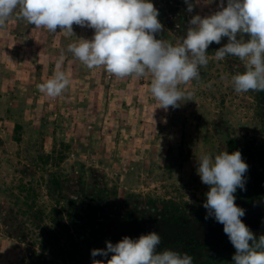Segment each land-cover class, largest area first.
Here are the masks:
<instances>
[{"label": "rangeland", "instance_id": "374dc122", "mask_svg": "<svg viewBox=\"0 0 264 264\" xmlns=\"http://www.w3.org/2000/svg\"><path fill=\"white\" fill-rule=\"evenodd\" d=\"M151 2L163 25L156 38L173 44L192 16L220 10V0H190L191 13L184 0ZM73 32L50 33L15 15L0 28V264H92L112 255L93 258V249L151 232L161 237L158 253L179 252L175 231L162 222L207 211L202 153L227 151L244 136L264 142V91H234L231 77L243 65L215 59L225 37L209 45L199 80L181 85L192 101L165 111L149 76L120 79L74 58L68 45L94 30L74 24ZM58 62L70 85L51 98L37 85ZM195 222L189 235L203 248L193 264H234L223 224ZM253 231L264 234V223Z\"/></svg>", "mask_w": 264, "mask_h": 264}, {"label": "clouds", "instance_id": "9594fccd", "mask_svg": "<svg viewBox=\"0 0 264 264\" xmlns=\"http://www.w3.org/2000/svg\"><path fill=\"white\" fill-rule=\"evenodd\" d=\"M184 2L186 11L193 12L194 4ZM218 8L205 17L192 16L186 36L175 44L156 38L163 25L151 0H0V28L13 15L35 28L50 33L59 29L67 36L74 35V24L91 28V39L70 43L67 51L89 70L103 67L120 79L149 76L152 97L167 111L178 108L182 101H192L194 93L181 85L199 80L200 68L209 62V45L220 44L225 37L228 42L215 51V59L231 56L243 65V71L231 77L234 91H264V0H227L226 7L220 0ZM56 69L50 79L37 85L40 93L51 98L60 96L70 85L60 62ZM197 160V174L209 186L203 204L205 219L211 216L223 224L236 250L234 264H264V235L256 239L241 220L245 210L235 203L237 189L245 190L248 171L241 152L202 153ZM160 242L155 232L138 239L125 236L116 244L106 242V249H93L91 256L107 257L111 253V258L93 259L92 264H193L187 254L172 250L158 253Z\"/></svg>", "mask_w": 264, "mask_h": 264}, {"label": "trees", "instance_id": "16d2710c", "mask_svg": "<svg viewBox=\"0 0 264 264\" xmlns=\"http://www.w3.org/2000/svg\"><path fill=\"white\" fill-rule=\"evenodd\" d=\"M227 149L229 154L239 150L242 159L248 165V171L245 173V190L237 189L235 203L245 210V215L241 220L254 233L253 229L264 223V175L262 174L264 172V142L258 144L255 138L250 139L246 136L233 138L228 143ZM206 215L207 211H198L195 215L196 220L186 214L177 216V214L172 213L169 217H165L162 224L168 227L169 230L175 231L171 238L177 241L178 248L181 249L177 253L187 254L192 257V260L197 258L194 252L201 250L203 246L199 245L191 234L189 235V227L193 224V221H196L195 223H206L215 220L214 217L211 219V216L205 219ZM191 233L193 232L191 231ZM224 235L226 234L224 233ZM262 235L264 234H254L257 240ZM120 240L122 239L117 238L116 242ZM233 250L236 251L234 246Z\"/></svg>", "mask_w": 264, "mask_h": 264}]
</instances>
